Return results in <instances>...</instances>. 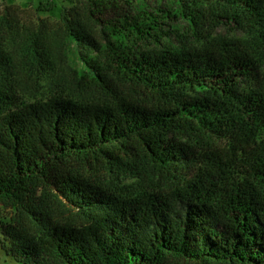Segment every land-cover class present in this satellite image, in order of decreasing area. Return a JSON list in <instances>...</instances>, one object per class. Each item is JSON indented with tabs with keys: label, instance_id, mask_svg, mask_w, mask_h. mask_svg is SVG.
<instances>
[{
	"label": "trees",
	"instance_id": "1",
	"mask_svg": "<svg viewBox=\"0 0 264 264\" xmlns=\"http://www.w3.org/2000/svg\"><path fill=\"white\" fill-rule=\"evenodd\" d=\"M75 1L113 11L118 34L101 62L81 57L96 95L15 103L0 86V205L18 213L4 250L19 264H264V0H176L198 44L157 52L117 42L151 37L147 0ZM220 26L250 42L212 37Z\"/></svg>",
	"mask_w": 264,
	"mask_h": 264
},
{
	"label": "rangeland",
	"instance_id": "2",
	"mask_svg": "<svg viewBox=\"0 0 264 264\" xmlns=\"http://www.w3.org/2000/svg\"><path fill=\"white\" fill-rule=\"evenodd\" d=\"M147 7L156 21L155 29H148L154 36L136 40L118 37L120 45L157 52L165 46L180 50L198 44L176 0H147ZM112 16L109 10L106 17L89 18L84 5L75 0H0V53L7 69L0 70V86L10 89L15 103L33 102L56 93L76 99L96 95L98 91L91 82L94 71L88 69L83 75L81 68L83 59H104L106 39L118 34V27L105 23V18ZM71 22L83 26L89 37L78 43L71 41ZM211 36L250 42L244 32L227 26L216 28ZM261 70L264 72V65ZM145 181L152 182L154 178L149 176ZM52 211L58 220L71 218L72 211L64 201L55 202ZM17 218L14 209L0 205V225L14 224ZM2 244L7 245V241L0 229V264H19Z\"/></svg>",
	"mask_w": 264,
	"mask_h": 264
}]
</instances>
